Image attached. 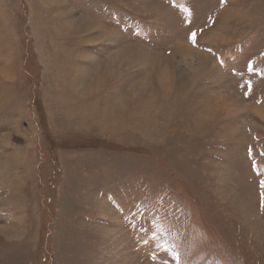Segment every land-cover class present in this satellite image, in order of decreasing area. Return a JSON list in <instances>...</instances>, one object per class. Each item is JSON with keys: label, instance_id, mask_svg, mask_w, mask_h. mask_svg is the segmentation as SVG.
Instances as JSON below:
<instances>
[{"label": "rangeland", "instance_id": "rangeland-1", "mask_svg": "<svg viewBox=\"0 0 264 264\" xmlns=\"http://www.w3.org/2000/svg\"><path fill=\"white\" fill-rule=\"evenodd\" d=\"M8 208L0 264H264V0H0Z\"/></svg>", "mask_w": 264, "mask_h": 264}, {"label": "snow or ice", "instance_id": "snow-or-ice-1", "mask_svg": "<svg viewBox=\"0 0 264 264\" xmlns=\"http://www.w3.org/2000/svg\"><path fill=\"white\" fill-rule=\"evenodd\" d=\"M221 3H224V0H221ZM189 39L192 41L193 44L196 43V33L192 32L189 36ZM249 66H251V62H249Z\"/></svg>", "mask_w": 264, "mask_h": 264}, {"label": "bare ground", "instance_id": "bare-ground-1", "mask_svg": "<svg viewBox=\"0 0 264 264\" xmlns=\"http://www.w3.org/2000/svg\"><path fill=\"white\" fill-rule=\"evenodd\" d=\"M58 2V1H57ZM195 51V50H194ZM198 53V52H197ZM201 53H198V56H199V60H200V63H201V61H203V60H206V58H204L203 57V55L201 56L200 55ZM196 62H199V61H196ZM204 63V62H203Z\"/></svg>", "mask_w": 264, "mask_h": 264}, {"label": "crops", "instance_id": "crops-1", "mask_svg": "<svg viewBox=\"0 0 264 264\" xmlns=\"http://www.w3.org/2000/svg\"><path fill=\"white\" fill-rule=\"evenodd\" d=\"M7 210H10V209L8 208V209H5V210H0V214H1L2 212L7 211Z\"/></svg>", "mask_w": 264, "mask_h": 264}]
</instances>
